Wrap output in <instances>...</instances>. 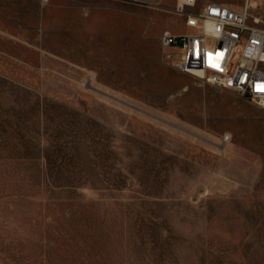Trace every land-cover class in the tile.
<instances>
[{
    "label": "rangeland",
    "instance_id": "1",
    "mask_svg": "<svg viewBox=\"0 0 264 264\" xmlns=\"http://www.w3.org/2000/svg\"><path fill=\"white\" fill-rule=\"evenodd\" d=\"M178 4L0 0V264H264V105L174 68Z\"/></svg>",
    "mask_w": 264,
    "mask_h": 264
},
{
    "label": "built area",
    "instance_id": "2",
    "mask_svg": "<svg viewBox=\"0 0 264 264\" xmlns=\"http://www.w3.org/2000/svg\"><path fill=\"white\" fill-rule=\"evenodd\" d=\"M198 0H179L178 13L188 32H165L163 48L176 70L198 74L215 88L235 92L264 105V18H254L250 7L237 10L217 2L192 10Z\"/></svg>",
    "mask_w": 264,
    "mask_h": 264
},
{
    "label": "bare ground",
    "instance_id": "3",
    "mask_svg": "<svg viewBox=\"0 0 264 264\" xmlns=\"http://www.w3.org/2000/svg\"><path fill=\"white\" fill-rule=\"evenodd\" d=\"M247 3V2H246ZM246 7H251V5H250V2H248V4L246 5ZM196 76L198 75V74H195ZM199 76V75H198Z\"/></svg>",
    "mask_w": 264,
    "mask_h": 264
},
{
    "label": "water",
    "instance_id": "4",
    "mask_svg": "<svg viewBox=\"0 0 264 264\" xmlns=\"http://www.w3.org/2000/svg\"><path fill=\"white\" fill-rule=\"evenodd\" d=\"M245 97H247V98H248V97H250V94H249V93H247V94L245 95Z\"/></svg>",
    "mask_w": 264,
    "mask_h": 264
},
{
    "label": "crops",
    "instance_id": "5",
    "mask_svg": "<svg viewBox=\"0 0 264 264\" xmlns=\"http://www.w3.org/2000/svg\"><path fill=\"white\" fill-rule=\"evenodd\" d=\"M228 6V5H227ZM228 7H230V6H228ZM232 8V7H231ZM235 9V8H234Z\"/></svg>",
    "mask_w": 264,
    "mask_h": 264
}]
</instances>
